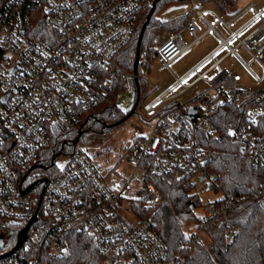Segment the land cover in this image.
Returning a JSON list of instances; mask_svg holds the SVG:
<instances>
[{"label":"built area","instance_id":"2783aa9c","mask_svg":"<svg viewBox=\"0 0 264 264\" xmlns=\"http://www.w3.org/2000/svg\"><path fill=\"white\" fill-rule=\"evenodd\" d=\"M156 1L0 0V254L16 244H4L8 227L16 223L23 229L37 213L26 239L0 257V264H55L62 255L59 251L66 248L61 234L70 230L93 239L104 253L100 264H172L153 217H141L138 211L155 209L161 197L157 186L144 180L142 160L147 153L156 154L157 170L164 177L187 174L192 187L200 181L217 186L219 175L207 169L198 138L215 134L212 118L223 105L240 108L231 136L242 142L254 166L264 167V3L247 5L243 11L250 10V17L235 28L232 23L243 11L227 21L214 3H200L214 6L190 12L178 31L158 30L150 59H139L141 72L128 71L116 56L131 39L140 11L152 8ZM206 13L216 21L211 22ZM220 22L227 35L217 30ZM183 30L191 35L189 42ZM208 31L215 33L218 44L146 101L152 62L172 73L170 64ZM239 46L261 73L239 55ZM228 56L240 61L262 85L238 87L237 71L222 65ZM119 80L123 89L116 93L117 104L122 91L131 93L134 113L140 116L143 110L153 119L145 122L148 135L137 136L119 164L105 171L86 152L78 151L63 168L57 166L58 172L41 180V197L32 194L25 183L38 180L23 171L49 145L52 127L76 121L81 110L95 106ZM138 80L145 83L143 90ZM200 80L208 83L206 89L185 103L162 110L180 94L179 87L187 90ZM130 99L128 95L123 104L128 105ZM192 109L194 114H190ZM217 190L222 198L203 204L197 229L190 231V252L208 223L249 200L226 195L220 187ZM259 199L264 202V186ZM122 208L129 218L121 216ZM234 230L228 228L229 237ZM185 261L177 256L175 264Z\"/></svg>","mask_w":264,"mask_h":264},{"label":"trees","instance_id":"16d2710c","mask_svg":"<svg viewBox=\"0 0 264 264\" xmlns=\"http://www.w3.org/2000/svg\"><path fill=\"white\" fill-rule=\"evenodd\" d=\"M191 1L157 0L153 9H142L131 39L116 56L117 62L128 71L140 73L141 68L136 67L138 49L141 57L150 59L158 29L178 31L190 16L187 12L164 20L158 14L169 4ZM198 1L203 4L213 2L221 12L227 14L234 13L237 8V0ZM138 86L143 90L145 83L138 80ZM121 89L123 87L119 80L118 85L102 96L95 106L81 110L76 121L60 122L52 127L49 145L39 154L36 162L23 171V175L29 174L32 180H38L36 183H25L32 194L41 197L44 189L41 180L51 172H58L55 165L58 155L74 157L78 151H83L78 146L79 142L83 141L86 145L102 142L113 128L126 121L120 122L133 107L123 111L117 104L116 93ZM178 105L179 101L171 99L162 110L167 111ZM240 111V108L232 104L221 106L212 118L215 134L200 135L198 139L202 154L207 159V169L219 175L218 185H210V188L218 191L220 187L226 195L249 200L208 223L205 228L208 240L202 237L192 246L191 252L190 232L184 230V225L188 221L200 220L195 209L201 201L188 183L189 176L170 174L164 177L157 170L156 154L147 153L142 160L144 180L152 181L160 190L161 197L155 209L139 208L138 211L141 217H153L155 228L165 241L172 264L176 263L177 256L186 258L183 264H264V202L259 199L264 186V167L254 166L248 152L242 149V142L231 136L232 124ZM117 122L120 123L116 126H108ZM136 138L125 146L124 151L133 148ZM230 226L235 228L231 237L227 233ZM21 229L22 226L16 223L8 227L4 241L7 247L16 243ZM61 238L66 248L56 258L55 264H100L104 257L93 239L80 232H63Z\"/></svg>","mask_w":264,"mask_h":264},{"label":"rangeland","instance_id":"374dc122","mask_svg":"<svg viewBox=\"0 0 264 264\" xmlns=\"http://www.w3.org/2000/svg\"><path fill=\"white\" fill-rule=\"evenodd\" d=\"M263 3L264 0H237V8H243L248 4H255L257 6H260ZM213 6L214 5L211 3L205 6H201L198 0H193L190 3L176 2L169 4L166 8L161 10V12L158 14V17L167 20L179 14L187 13L190 11H194L195 13H197V11H199L202 7ZM221 15L225 20L230 19V16L228 14L221 13ZM249 15L250 13L248 12L244 15L243 18L246 19ZM206 16L211 21L215 20V18L209 13H206ZM238 23L234 22L233 26L236 27ZM216 28L223 35H227V31L222 22L216 24ZM245 33H242V35H244ZM184 38L187 42L191 40L188 34H185ZM217 42L218 40H216L212 36V34L205 35V37H203L201 41L194 44L185 54L174 60L170 64V68L174 71L176 75H180L183 71L187 70L192 65V63L196 60L197 57H201L208 50L213 48ZM232 44L235 45L236 42H233ZM224 51L225 50L223 49V51H221L219 54H223ZM237 52L245 61L250 62L251 56L243 47L239 46L237 48ZM222 65L226 68L234 69L235 71H237L238 87L254 88L262 85L257 80H255L254 77L250 74V72L246 69V67L240 61L236 60L233 56L226 57L222 61ZM250 66L257 73H261V69L255 62H250ZM214 73L215 71L210 73L209 77H211ZM149 81L151 83V91L148 97L146 98V101L150 100L155 94L162 91L167 86V84L173 82L174 77L167 70L162 69L156 62H152ZM207 87L208 83L204 80H200L192 88L176 96L175 99L181 103H185ZM178 89H180V87ZM128 95H130L131 99L129 100L128 105H124L123 101L127 99ZM132 103L133 95L131 93L122 91L121 98L118 100L119 107L123 111H127L131 107ZM145 122H153V119L150 114H147L143 110H141L140 116H138L136 113L133 112V114L128 117L126 121H124L121 125L113 128L110 134L107 135V137L104 139V141L92 145H86L83 141H81L79 142L78 146L90 156L91 160L96 165H98L103 171H105L107 167H115L119 164L122 159V155L125 152V146L130 144V142L136 136L148 135L149 131L145 125ZM144 127L145 130H143ZM68 159V155L60 154L56 157L55 164L59 168H63V166L67 163ZM127 171H129V169H127ZM193 192L197 193V197L201 201L200 205L195 209L199 217L201 215L203 204L207 203L208 201L220 199L223 196L220 191H216L215 189L210 188L208 181H200L195 187H193ZM120 214L124 218H129V213L125 208H122ZM196 226V221H188L184 225V230L188 232L194 231L197 229ZM202 236L205 237L206 241L208 240V236L205 234V232L202 234ZM63 250L64 249H61L59 251V254H62Z\"/></svg>","mask_w":264,"mask_h":264},{"label":"crops","instance_id":"0c3cea01","mask_svg":"<svg viewBox=\"0 0 264 264\" xmlns=\"http://www.w3.org/2000/svg\"><path fill=\"white\" fill-rule=\"evenodd\" d=\"M190 3V2H189ZM213 3V2H212ZM249 5V4H248ZM255 5V4H254ZM247 6V5H246ZM246 6H244L243 8H236V11L234 12V13H228V15L230 16V19H232V17H234V16H236V15H238L239 13H241L242 11H243V9L246 7ZM219 9V8H218ZM219 11H220V9H219ZM190 12H193V11H190ZM190 12H188V13H190ZM221 12V11H220ZM250 13V15H251V11L250 10H246V11H243V13H241L234 21H233V23L234 22H239L238 23V25L236 26V27H238L239 25H241L243 22H245L249 17H250V15L245 19V18H243L244 17V15L246 14V13ZM221 13H223V12H221ZM224 14H227V13H224ZM212 15V14H211ZM213 16V15H212ZM214 18H215V20L214 21H211V22H215L216 21V17L215 16H213ZM229 19V20H230ZM241 20V21H240ZM228 21V20H227ZM233 23H232V26H233ZM199 24H200V26L202 27V29H205L206 28V26L204 25V23H202L201 21H199ZM234 27V26H233ZM235 28V27H234ZM227 31V30H226ZM182 34H183V37L185 36V34H188L189 36H190V38H191V35L189 34V32L188 31H186V30H183V32H182ZM207 34H212V36L216 39V40H218V42H219V39H218V37L215 35V33L213 32V31H208L205 35H207ZM205 37V36H204ZM185 39V38H184ZM202 40V39H201ZM200 40V41H201ZM218 42L215 44V46L218 44ZM196 44V43H195ZM214 46V47H215ZM192 47V46H191ZM190 47V48H191ZM213 47V48H214ZM189 48V49H190ZM213 48H211L210 50H208L205 54H203L201 57H197L196 58V60L192 63V65L187 69V70H185V71H183L180 75H176L175 73H174V71L171 69V71H172V73H170L173 77H174V79H175V77H180V76H182V75H184L191 67H193L202 57H204L208 52H210ZM188 49V50H189ZM187 50V51H188ZM187 51H185L183 54H185ZM182 54V55H183ZM182 55H180L179 57H181ZM178 57V58H179ZM230 69V68H229ZM194 77V76H193ZM193 77L191 76V77H189L186 81L187 82H190L192 79H193ZM172 83V82H171ZM168 85V84H167ZM193 87V86H192ZM191 87V88H192ZM166 88V87H165ZM164 88V89H165ZM163 89V90H164ZM190 89V88H189ZM188 90V89H187ZM177 91L178 92H180V94L181 93H183L184 91H186V90H183V88L182 87H180V89H177ZM161 92V91H160ZM178 96V95H177ZM181 103V102H180ZM195 113V109H192V111H190V114H194Z\"/></svg>","mask_w":264,"mask_h":264},{"label":"water","instance_id":"95a60500","mask_svg":"<svg viewBox=\"0 0 264 264\" xmlns=\"http://www.w3.org/2000/svg\"><path fill=\"white\" fill-rule=\"evenodd\" d=\"M154 7V6H153ZM153 7H152V9H153ZM141 38H142V35L140 36V40H141ZM140 57H141V53H140V49H138V51H137V55H136V67H137V65H138V62H139V59H140ZM133 112H134V108L131 110V112H129V113H127V115L125 116V118H123L120 122H123L125 119H127L128 117H130L132 114H133ZM120 122H117V123H115V124H110V125H108V126H116V125H118ZM78 140V137L76 138V140L75 141H77ZM44 180H46V179H44ZM37 218V213H35L33 216H32V218H31V220L28 222V224L20 231V233H19V235H18V238H17V242H16V244L14 245V247L10 250V251H8V252H6V253H3V254H0V257H2L3 255H5V254H8V253H10L11 251H13V250H15L25 239H26V237H27V230H28V228H29V226H30V224L35 220ZM2 246V243H1V241H0V247Z\"/></svg>","mask_w":264,"mask_h":264}]
</instances>
